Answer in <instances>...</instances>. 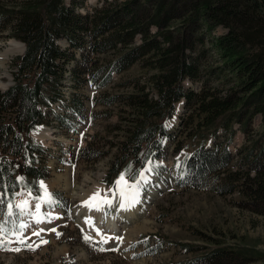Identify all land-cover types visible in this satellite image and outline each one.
<instances>
[{
    "label": "trees",
    "instance_id": "1",
    "mask_svg": "<svg viewBox=\"0 0 264 264\" xmlns=\"http://www.w3.org/2000/svg\"><path fill=\"white\" fill-rule=\"evenodd\" d=\"M76 7L75 0L0 1V36L25 45L12 63V84L0 91V193L6 201L16 205V192L25 185L39 195V182L50 175V151L31 133L40 125L70 128L73 116H86L84 97L74 94L71 114L53 110L52 104L64 102L69 78L74 89H99L93 104L117 108L105 112L116 116L109 130L122 136L108 141L114 147L108 185L129 166L135 173L149 161L160 174L167 141L177 133L167 125L182 100L190 112L181 123L193 142L176 161V183L220 196L238 191L241 206L264 214V130L255 139L249 135L255 116L264 123V0H102L84 13ZM134 64L144 72L114 81ZM185 80L199 82V89ZM237 129L250 143L232 153L228 146ZM183 148L176 143L172 151ZM107 153L94 135L77 150L87 161ZM51 194L62 200L58 191ZM0 211L7 218V204ZM198 233L210 246L194 249L179 241L193 255L164 264H264V251ZM138 242L153 253L146 238Z\"/></svg>",
    "mask_w": 264,
    "mask_h": 264
},
{
    "label": "rangeland",
    "instance_id": "2",
    "mask_svg": "<svg viewBox=\"0 0 264 264\" xmlns=\"http://www.w3.org/2000/svg\"><path fill=\"white\" fill-rule=\"evenodd\" d=\"M0 1L8 3L10 0ZM64 1L69 3L70 0ZM75 1L76 10L82 13L90 12L92 8L102 3V0ZM80 1L83 3L80 4ZM12 40L20 42L14 38L0 36V91L12 83V63L21 52L20 47ZM59 42L62 47L65 46L64 40L61 39ZM142 72L144 70L134 64L115 77L114 81L120 77H133ZM211 82L212 84L218 83L214 80ZM184 84L195 89H199L200 86L199 82L190 80H185ZM130 89L123 88V90ZM107 90L113 92L118 88L109 86ZM64 92V102L54 105V112L57 114L63 111L71 114L70 98L74 94L84 97L86 116L84 118L73 116L74 124L70 128H59L53 124L42 125L41 130L37 132H42L43 135L34 133L36 139L50 151L48 158L50 175L42 181L46 184L49 193L58 191L62 197V200L55 204H42L41 211L57 218L51 223L36 224L33 218L26 216V223H29L31 227L24 235L31 237L28 243L33 244L34 247L36 243H39L40 246L35 247V250L23 249L20 252L0 251V264H72V262L74 264H164L193 255L192 252L184 251L175 244L179 241L191 243L194 249L197 245L210 246L211 242L203 239L198 231L209 233L233 246L241 245L264 251V214L252 210L249 206H241L239 201L243 198L241 193L236 191L227 196H220L209 188H184L176 183L178 175L176 161H180L184 153L191 150L193 142L187 137L190 128L181 123L182 118L188 117L190 110L180 109L179 104L176 108L179 112L174 111L167 125L171 130L177 131L176 137L174 140L167 141V153L159 161L163 166L160 174L156 175L151 172L150 180L140 188L135 220L126 224L123 232L119 230L116 233L101 231L92 219L91 224L86 223L92 212L89 213L88 206L84 202L89 201L93 193L98 190L101 198L108 199H111L116 192L106 183L104 177L111 153L114 151V147L108 141L114 142L122 136L121 134L115 136L114 130L110 131L108 127L116 122L115 114L110 117L105 116L106 111L114 112L117 108L92 103V98L99 92V89L91 85L74 89L68 78ZM234 127L238 125L234 123ZM252 128L253 131L249 135L253 139L264 130V123L261 122L259 115L254 117ZM220 132L221 130L218 131ZM93 135L98 140L101 149L107 150L108 153L96 161L80 159L77 156L78 148L84 146ZM219 139L223 140L224 137ZM211 140L212 138L208 140V144ZM176 143L184 147L182 151H172ZM248 143H250L249 139H246L244 134L237 129L228 147L232 153H235L238 148ZM143 169L145 168L141 170ZM128 189L130 193L133 192L132 188ZM33 196L36 195L33 194ZM25 199L31 200L27 196V191H18L16 202H22ZM35 203V200H31L32 207L29 211H35ZM119 206L120 200L117 199L115 206L106 204L103 212L114 219L122 216L125 218L126 215ZM122 220L118 221V227L125 223ZM53 228L55 232L48 231ZM39 229H45V231L41 232L39 237L32 235L33 231ZM57 233L61 235L57 236ZM85 236L92 237V240L86 242ZM101 236L122 237L123 239L122 241L109 240L108 243L102 245L106 250L99 251L93 247V243H96L97 248L100 247L101 245L97 242L101 240ZM142 237L154 247L153 253L146 250L145 243L138 242ZM41 238L47 240L48 243H40ZM16 246L12 245V247ZM256 263L258 261L251 262V264Z\"/></svg>",
    "mask_w": 264,
    "mask_h": 264
},
{
    "label": "snow or ice",
    "instance_id": "3",
    "mask_svg": "<svg viewBox=\"0 0 264 264\" xmlns=\"http://www.w3.org/2000/svg\"><path fill=\"white\" fill-rule=\"evenodd\" d=\"M151 162L149 161V164ZM145 172H154V169L152 167H146L143 170L137 171L135 173L132 172V166H129L126 168L123 172L119 174L117 179L113 183V189L116 191H119L120 194L123 196L125 193V190L128 188H134L137 190V196L139 195V188L141 181L147 183L148 177L145 176ZM22 179V178H20ZM123 182V185H122ZM27 196L31 198V200H35L36 203L34 205L35 211H29V209L32 207L31 200L25 199L21 203L13 205L11 202H7L4 193H0V205L7 204L8 212H7V218H3L4 214L2 211H0V251H14V252H20L23 249L27 250H35V247H39V243L35 244V247L33 244L28 243V241L31 239L30 236H25L24 233L31 227L29 223H25L24 221L20 220L19 218L21 216H28L33 218V222L36 224L40 223H51L53 219H56L57 217L52 216L49 213H45L41 211L42 204H48L52 205L57 203L52 198V194L47 191V186L43 181L39 182V189L40 194L33 196L32 190L30 188H27V185H25ZM93 201H96L95 203ZM138 200L136 197H133L132 203H136ZM90 209L94 208L97 211H101L103 209V205L108 204L111 205V200L105 198H101L99 190L95 193H93L92 197H90L89 201L84 202ZM132 205L129 204L128 207H131ZM13 207H15L18 211L13 212ZM121 207H125L124 204H121ZM13 216L16 217L15 220L11 219ZM86 223L91 224V219L89 218L86 220ZM45 231V229H39L32 232V235L39 237L40 233ZM48 231L55 232L56 230L50 229ZM97 234L99 235V230L97 229ZM61 235L60 233H57V236ZM85 241H91L92 237L85 236ZM116 239L122 241V237H106L101 236V240L97 243H99L101 246L96 247V243H93V247L96 248V250L99 251H105L102 247L103 244H106L109 242V240ZM40 243H48L47 240H43L41 238ZM17 245L16 247H12V245ZM112 250H118V249H112ZM74 264V262H72Z\"/></svg>",
    "mask_w": 264,
    "mask_h": 264
},
{
    "label": "bare ground",
    "instance_id": "4",
    "mask_svg": "<svg viewBox=\"0 0 264 264\" xmlns=\"http://www.w3.org/2000/svg\"><path fill=\"white\" fill-rule=\"evenodd\" d=\"M12 41L14 43H16L20 47L21 51L23 50V44L21 42H17L15 40H12ZM7 52H9V51H7ZM13 52H16V51H13ZM177 106H178V104H177ZM39 130H41V128ZM37 135H43V133L42 132H39V133L37 132ZM145 176H147L148 180H150V178H151L150 177L151 176L150 172H147ZM144 183L145 182L141 181L140 188H141V186ZM122 185H123V183H122ZM140 188H139L138 191L141 190ZM132 189H133V192H131V193H130L129 189H126L123 196L120 194L119 191H116L114 196L111 199H109V200H111V205L112 206L116 205V200L117 199L120 200V206L119 207H120V209L123 210L124 214L126 215L125 218H123L124 216H122V217H120L118 219H114V218L106 216L104 214V212H103L104 207H105L106 204L103 205V209L101 211H97L94 208L90 209L89 207H87V209H89V213L92 212L91 213L92 215H91L90 219H92L94 221L95 225H98L97 227L101 228V231H105V232L111 231L113 233H116V231L120 230V232H123L126 229V224L131 223L133 219L135 220V218L137 216V212L136 211L138 210V207H137V202L136 203H132V201H133V197H136V199H138V197H137V190L134 189V188H132ZM102 198H105V197H102ZM16 203L19 204L21 202L17 201ZM121 204H124L125 207L122 208ZM129 204H131L132 206L128 207ZM26 218H27L26 216H21L20 220H22V221H24L26 223V221H27ZM122 219H124V220H122ZM121 220L125 221V223L123 224V226H119L118 227V221H121ZM95 229H96V227H95Z\"/></svg>",
    "mask_w": 264,
    "mask_h": 264
},
{
    "label": "water",
    "instance_id": "5",
    "mask_svg": "<svg viewBox=\"0 0 264 264\" xmlns=\"http://www.w3.org/2000/svg\"><path fill=\"white\" fill-rule=\"evenodd\" d=\"M23 45H24V43H23ZM24 49H25V45L23 46V50H22V51H24ZM181 104H182V103H181ZM181 104H180V105H181ZM146 167H149V166L146 165L145 168H146ZM123 220H124V219H123Z\"/></svg>",
    "mask_w": 264,
    "mask_h": 264
}]
</instances>
